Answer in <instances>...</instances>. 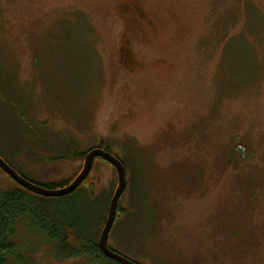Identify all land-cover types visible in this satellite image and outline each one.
Masks as SVG:
<instances>
[{
  "label": "rangeland",
  "instance_id": "374dc122",
  "mask_svg": "<svg viewBox=\"0 0 264 264\" xmlns=\"http://www.w3.org/2000/svg\"><path fill=\"white\" fill-rule=\"evenodd\" d=\"M101 140L127 175L113 251L264 264V0H0L2 158L47 185L72 172L57 158ZM96 176L95 193H25L11 240L24 264H116L62 258L50 236H100L115 178L103 161ZM14 188L0 175V197Z\"/></svg>",
  "mask_w": 264,
  "mask_h": 264
},
{
  "label": "trees",
  "instance_id": "16d2710c",
  "mask_svg": "<svg viewBox=\"0 0 264 264\" xmlns=\"http://www.w3.org/2000/svg\"><path fill=\"white\" fill-rule=\"evenodd\" d=\"M100 142H101L100 146L104 147L106 150H108L113 155H115L112 152L109 145H107L104 141H100ZM86 154H87V152H77V153H75V155H73L72 158H68V157L57 158L56 160L57 161L59 160L58 162L65 163L68 165V167L72 166V172L68 176H66V179H64V180L54 181V182H51L47 185H41L40 184V186L46 187L48 189H59V188H62L64 186L69 185L80 174L82 167H83V162H84ZM77 161L79 162V164L76 165ZM98 161H103L105 163H108L101 158H97L94 162L93 170H92L90 176L88 177V179L84 181V183L80 186V188L78 190H76L73 194L66 196V198L73 197V195L78 193L80 191V189H86L91 193H95L96 187L100 181L99 177L96 176V166L98 164ZM110 166L113 169L114 178H115L114 184H113V189H112V195L110 197L112 199V196H113V194L116 190V187L118 185V177H117V173H116L115 168L112 165H110ZM15 170L21 176H23L21 174V172H19L17 169H15ZM0 175L5 177L6 180L11 185H13V187H15L14 191L12 190L11 192H8L6 194H2L0 197V264H10V262H11L10 259L16 260L17 263L15 262L14 264H24L21 257L18 255H15V252H14L15 244L11 240H12V237L14 235L13 226H14V224H16L18 222V220L16 221V217H18L21 213L19 211L21 201L24 199L25 193H30V192L27 191L26 189H24L23 187H21L20 185H18L14 180H12L10 177H8L3 172V170H1V169H0ZM37 185H39V184H37ZM30 194H33V193H30ZM120 203H121V200L119 202L116 220L118 219L120 214L124 212V209L122 208ZM50 236H51L52 240H57V239L61 240L63 238V240H61L62 242H61V247H60L62 249V251L58 253V256H60L62 258H76V257H81V256H88L91 259H94V257H96L98 259V256H100L99 258H101V259L103 258L106 261L116 263L112 260H109L108 258H106L101 253L99 246H98V241H99L100 236H98L97 239H93V241L91 242L89 237H87L84 234H81L76 228H74L72 226L66 227V233L65 232L62 233L58 230H53L51 232ZM80 240L86 241L88 243L87 249L84 250L85 252H83V253H79L78 251H74L75 249H73L71 247L72 245L77 244ZM116 264H118V263H116Z\"/></svg>",
  "mask_w": 264,
  "mask_h": 264
},
{
  "label": "water",
  "instance_id": "95a60500",
  "mask_svg": "<svg viewBox=\"0 0 264 264\" xmlns=\"http://www.w3.org/2000/svg\"><path fill=\"white\" fill-rule=\"evenodd\" d=\"M97 158H101L112 165L115 168L118 177V185L110 202L108 217L99 237V249L106 258L118 264H138L123 257L109 247V237L116 221L119 202L127 189L126 169L118 157L106 152L103 149L96 148L90 150L85 156L80 174L69 185L59 189H48L29 181L25 177L21 176L14 168H12L1 156L0 169L3 170V172L18 185L30 193L46 198H63L73 194L80 188L84 181L88 179L93 170L94 162Z\"/></svg>",
  "mask_w": 264,
  "mask_h": 264
},
{
  "label": "flooded vegetation",
  "instance_id": "af4514ba",
  "mask_svg": "<svg viewBox=\"0 0 264 264\" xmlns=\"http://www.w3.org/2000/svg\"><path fill=\"white\" fill-rule=\"evenodd\" d=\"M132 4V3H131ZM127 5V7H128V9H129V13H132V12H135L136 13V8H137V6H136V4L135 5H133V7H131L132 5ZM126 6V5H125ZM127 7H125V9L127 8ZM140 9V8H139ZM138 18H141V16H138L137 18H135L136 19V21L138 20ZM128 59H129V56H128ZM102 141V140H101ZM101 143V142H100ZM100 143H98V145L96 146V147H94L93 149H103V150H105L106 152H109L108 150H106L104 147H102V146H100ZM92 150V149H91ZM90 151V149L87 151V153ZM109 153H111V152H109ZM112 154V153H111ZM12 167V166H11ZM12 168H14V167H12Z\"/></svg>",
  "mask_w": 264,
  "mask_h": 264
}]
</instances>
